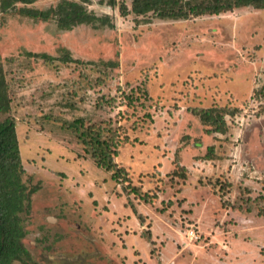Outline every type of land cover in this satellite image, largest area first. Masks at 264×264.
<instances>
[{
	"label": "rangeland",
	"instance_id": "374dc122",
	"mask_svg": "<svg viewBox=\"0 0 264 264\" xmlns=\"http://www.w3.org/2000/svg\"><path fill=\"white\" fill-rule=\"evenodd\" d=\"M9 1L0 68L38 187L25 264H264V9L163 20L132 0H68L99 20L62 29L15 8L63 0ZM213 107L237 109L225 133L192 112ZM80 119L118 133L121 180L85 153Z\"/></svg>",
	"mask_w": 264,
	"mask_h": 264
},
{
	"label": "trees",
	"instance_id": "16d2710c",
	"mask_svg": "<svg viewBox=\"0 0 264 264\" xmlns=\"http://www.w3.org/2000/svg\"><path fill=\"white\" fill-rule=\"evenodd\" d=\"M34 1L36 0H10L9 3L2 4L5 10L9 6L15 8V3L18 2L30 4ZM248 6L264 9V0H132V12L135 14L146 15L152 12L163 20H183L204 14L219 15ZM15 10L34 20L45 21L54 17L62 29L78 24L95 23L99 20L81 4L68 0H63L56 8L50 7L47 10H33L26 7ZM122 10V14H126V9ZM65 58L68 59V55ZM7 89L8 84L0 68V115H6L0 121V264H25L31 262V256L23 244L26 232L22 214L29 213L31 197L38 187H29L23 179L25 171L19 154L15 120L9 114L10 99ZM262 92L260 96L264 97V89ZM192 112L198 115L202 122L210 125V130L222 134L227 129L225 117H234L237 109L213 107L200 111L192 110ZM78 125L81 127L79 137L85 153L90 156L95 166L110 172L112 180H121V171L113 160L120 144L118 133L111 125L90 124L85 127L81 119L76 120L73 127L77 129ZM185 170H187L185 167L179 165L177 173L175 171L174 173L185 179ZM132 190L136 192L135 188ZM147 197L144 195L143 199L148 201ZM226 206L227 204L223 202L222 207ZM258 214L264 216V210Z\"/></svg>",
	"mask_w": 264,
	"mask_h": 264
},
{
	"label": "built area",
	"instance_id": "2783aa9c",
	"mask_svg": "<svg viewBox=\"0 0 264 264\" xmlns=\"http://www.w3.org/2000/svg\"><path fill=\"white\" fill-rule=\"evenodd\" d=\"M188 233H189V235H190L192 238H195V239L197 238L196 235H194V232H193L192 230H190Z\"/></svg>",
	"mask_w": 264,
	"mask_h": 264
}]
</instances>
